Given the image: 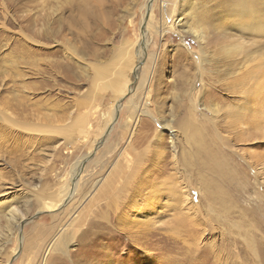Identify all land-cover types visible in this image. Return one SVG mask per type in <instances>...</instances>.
I'll use <instances>...</instances> for the list:
<instances>
[{
	"label": "rangeland",
	"instance_id": "374dc122",
	"mask_svg": "<svg viewBox=\"0 0 264 264\" xmlns=\"http://www.w3.org/2000/svg\"><path fill=\"white\" fill-rule=\"evenodd\" d=\"M240 1L0 0V264H264V124L254 130L244 119L233 133L224 119L212 122L209 107L224 117L244 96L230 92L214 62L199 63L201 41L189 29L207 30ZM260 75L252 84L264 82ZM262 91L253 120L264 123ZM191 121L223 154L222 171L221 163L199 168L204 155ZM176 156L192 174L182 184L192 200L186 212L204 222L192 240L185 229L168 230L174 211L147 218L131 210L140 201H125L140 181L126 182L131 169L152 170L155 180L165 162L161 180L176 173ZM69 188L60 207L42 208L43 197L59 202ZM140 227L156 236L136 242ZM68 233L66 253L49 251Z\"/></svg>",
	"mask_w": 264,
	"mask_h": 264
},
{
	"label": "bare ground",
	"instance_id": "6f19581e",
	"mask_svg": "<svg viewBox=\"0 0 264 264\" xmlns=\"http://www.w3.org/2000/svg\"><path fill=\"white\" fill-rule=\"evenodd\" d=\"M150 1L151 0H149V2ZM260 2L261 3H259L256 0H254V1L253 0L252 1L241 0L239 3V7L232 8L229 10L230 14H226V15L224 14V15L217 16L216 18L211 20L209 24H206L207 23L206 22L205 26H206L207 30L204 29V27H203L204 25L202 23H199L198 25L189 27V29H191V31L195 35V38L197 40L201 41L200 47H201V52L203 54L204 59L198 57L199 63H202L204 61V62H209L212 64V62H214L216 64L215 70L223 73V75H222L223 77L221 78L222 81L224 83H226V82L231 83V85H229L230 92L232 94H238V95L244 96V105L242 107L239 106L237 109V112H235L236 109H234V111L232 109H229L227 112L224 113V117H222L223 115L222 116L220 115V109L217 105H213L212 107L208 108L211 111V113H213V115H214L212 122L215 125H217L218 121H220V118L224 119V121H226V123H227V126L224 127V129L228 130L230 132H233V133L237 132L238 128H240L239 124H243L244 119L246 121L250 120V122L248 124L246 122V125H248V128H250V129H254V130L260 129L262 127V125L264 124L261 121L256 122L253 120V118H255V120H256V111L253 108L255 98H256L257 94L263 92L262 90L264 89V82L255 81L256 84H252V81L257 77V74H261L260 75L261 77H262V75H264V68H263V66H264V5H262V3H264V1H260ZM148 7H149V5H148ZM149 20H150V17H149L148 21L146 22L147 24H148ZM210 34L212 36H210ZM210 37H213V38H210ZM214 49L216 50L217 53H220V55H222V56L216 57V52H213ZM209 58H211V59H209ZM255 59L259 60V63H258L259 65L254 67V69H253L254 71H251L250 68H247V64L250 63L251 61L255 60ZM224 61H227L228 64H227V66L224 67L223 70H221V67H223ZM254 62H256V61H254ZM249 71H251L252 73L254 72L255 78L252 75V73H250ZM257 71H259V72H257ZM100 76L102 78H104V77H106V74L104 73V74H101ZM117 76L119 79H123V73L119 72L117 74ZM124 81H125V79H124ZM114 88H118V87H114ZM234 108H236V107H234ZM198 109L199 108L197 105H194V106L192 105V109H191L192 113H190L191 118H193L195 116V113ZM143 113L147 114V111H143ZM191 125H192V130L194 131V133L190 137H192V139L195 141V143L198 147V151L202 150L201 151V152H203L202 155H204V159L201 161L199 168L200 169H202V168L206 169L207 168V169H210L209 171H215V170H217L219 163H221V166L219 167V169H221V171H222L224 169V163L221 160H219V158L223 154L218 156V152L216 150L209 148L210 147L209 143L211 141H209L208 138L202 134L200 127L198 125V121L197 122L191 121ZM164 127L169 128V125H164ZM229 141L227 140L225 142V144H230ZM211 144L214 145V143H211ZM176 149H177V146H175V149H174L175 155L178 153L176 151ZM177 156L175 157L176 161H174V170L176 171V173H173L172 175H169V176H164L163 179H161V180H159L158 178L161 175V171H164L163 170V168H164L163 164L165 162H162L160 165L158 164V166H157L158 167V173H157V177H154L155 180H150V178L152 176L150 174V171L152 173L153 172L152 170H150V171L144 170L141 173V171H137L136 168L131 169L132 171L130 172L129 176L127 177L126 182L131 184L132 181L134 179H136L138 176H139L138 178H140V181H137V183L135 182L136 184H135L134 190L130 191V193H129V195L125 201H140V202H134L131 206V210H132V207H134L136 212H142V214H144L145 217L153 216V218L156 217L155 219H158L162 215V212H164L163 210L166 209L167 211H174V214H173L174 218L172 217L174 222L172 221L171 218H169L170 219L169 222L172 221V224L171 223H168V224L165 223L167 225V227L169 225L168 230H170V231L173 230V232L175 234H177V235L181 234L182 235V233H183L182 230L185 229V231H184L185 235L190 240H192L200 234L198 232L197 227L202 226L204 224V222L202 221L203 218L202 219L197 218V217L194 218L193 213L189 214L186 212L189 209H191V207H187L185 202L186 201H192V200L188 196L189 192L186 191V188L184 186H182V184L184 182L186 183L187 179H189L191 181L192 174L190 175L188 173L189 171L186 170V167H187L186 159L184 162H182L183 159L180 160V157L178 158ZM159 159L162 160L163 159L162 156ZM243 160L246 161L245 158ZM158 162H159V160H158ZM246 163H248V168L252 171V173L253 174L256 173L255 163H252L250 161H246ZM79 167H80V165H79ZM79 167L76 168L72 177L76 176L80 172ZM256 174L258 176L259 173L257 172ZM238 177H239V175H238ZM108 182H109V184L108 185L106 184L107 187L111 184L110 180H108ZM129 184H127L125 188L123 186L124 189H120V190L121 191L126 190L125 192H128V190L131 189V188H129L130 186H128ZM124 185H125V183H124ZM113 188H115V187H113ZM69 195H70V188L64 193V195L61 197V199L58 200L59 202H57V200L54 201V198H48L50 201H46L45 198L43 197L44 200H43V207L42 208H46L48 210H55L57 207H60L61 203H63L64 201L67 200ZM207 195H208L207 199L210 201L212 199L211 192H210V194L207 193ZM116 199H115V197H113V201H116ZM169 201H174V202L169 203ZM98 204H100V203H98ZM212 206H213V204L208 205V209L211 211H213V209L211 208ZM99 208H100V206H99ZM129 211H130V209H129ZM124 212H125V210H124ZM11 213H13V212H10V214ZM214 213L217 215L216 212H214ZM98 214H99V212H98ZM209 214H211L212 217L216 218L215 221H217V223H220L219 222L220 217L218 215L215 216L212 213H209ZM125 218L123 216V219H125ZM155 219L150 220L146 224H150L151 226L154 224L157 225V223L159 222L158 221L159 219L158 220H155ZM214 223H216V222H214ZM131 224L132 223L128 224V226L130 225L128 228L131 227ZM170 224H171V227H170ZM125 226H126V224H125ZM144 228H146V227H144ZM211 229H213V228H211ZM131 230H132V228H131ZM129 231H130V229H129ZM145 231L148 232V229L146 230V229H143L142 227H140L138 229L137 234L142 233L143 237L141 239L135 237L136 242H140V240L141 241L142 240H149V239H152L156 236L154 233H147V232H146L147 234L145 233V235H144L143 232H145ZM64 232H65V230H64ZM201 234H204V232H202ZM70 236H71V233L63 234L60 237H58V239L50 247L49 251H51V249H54L56 251L58 250L60 252L66 253V248H67L68 242L70 241V239H69ZM95 236H97V234ZM186 243H187V241H186ZM247 243H248L249 247L252 248L253 252H255L256 249L254 247L252 240H247ZM200 244L196 243V244H193V246H196L195 248L197 250V247H200ZM188 245H191V244H188ZM209 245H210V249L212 248V250L213 249L215 250L216 247H215L214 242L209 243ZM130 247L131 246L128 245V248H130ZM189 250H191V249H189ZM215 256L218 260L221 259V253H220L219 249L216 250Z\"/></svg>",
	"mask_w": 264,
	"mask_h": 264
},
{
	"label": "water",
	"instance_id": "95a60500",
	"mask_svg": "<svg viewBox=\"0 0 264 264\" xmlns=\"http://www.w3.org/2000/svg\"><path fill=\"white\" fill-rule=\"evenodd\" d=\"M147 14H148V12H147Z\"/></svg>",
	"mask_w": 264,
	"mask_h": 264
}]
</instances>
